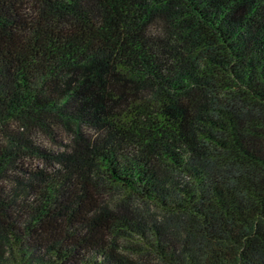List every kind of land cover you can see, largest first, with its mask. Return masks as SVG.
<instances>
[{"label":"trees","instance_id":"obj_1","mask_svg":"<svg viewBox=\"0 0 264 264\" xmlns=\"http://www.w3.org/2000/svg\"><path fill=\"white\" fill-rule=\"evenodd\" d=\"M0 264H264V0H0Z\"/></svg>","mask_w":264,"mask_h":264},{"label":"rangeland","instance_id":"obj_2","mask_svg":"<svg viewBox=\"0 0 264 264\" xmlns=\"http://www.w3.org/2000/svg\"><path fill=\"white\" fill-rule=\"evenodd\" d=\"M39 139L37 142H40L45 148H55L57 145L53 142L52 138H50L49 135H44V134H39L38 135ZM59 147V145H58ZM31 162L37 164V165H42L43 160L41 158H35L31 160ZM106 191H107V200L110 202H116L117 199L123 197L125 195L124 192L120 190L113 189L112 187H108V185H104ZM112 204V203H111Z\"/></svg>","mask_w":264,"mask_h":264}]
</instances>
